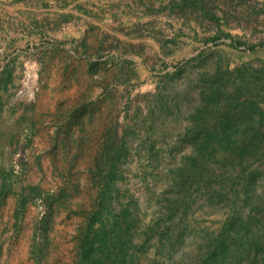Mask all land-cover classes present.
<instances>
[{
  "label": "trees",
  "instance_id": "1",
  "mask_svg": "<svg viewBox=\"0 0 264 264\" xmlns=\"http://www.w3.org/2000/svg\"><path fill=\"white\" fill-rule=\"evenodd\" d=\"M210 2L179 0L171 7L199 9L222 31ZM223 35L232 46L244 45L229 33ZM219 38L217 32L211 40ZM191 86L173 98L165 90L152 94L135 125L117 120L106 127L95 157L98 169H91L97 190L88 207L72 208L65 186L57 192L39 184L16 190L18 172L0 165V223L9 195L17 198L16 224L28 202L41 200L45 206L34 234L41 241L34 240L30 253L35 264H42L53 215L61 209L68 217H79L71 264H264V83L258 87L242 70L234 76L219 69L200 75ZM124 111L129 121L131 115ZM167 119L182 127L168 130ZM132 149L152 166L174 158L165 167L163 188L150 189L155 207L147 219L139 199L124 186V163ZM199 208L204 217L195 215ZM221 208H226L225 216L216 228L203 224L205 215ZM2 249L0 241V256Z\"/></svg>",
  "mask_w": 264,
  "mask_h": 264
},
{
  "label": "rangeland",
  "instance_id": "2",
  "mask_svg": "<svg viewBox=\"0 0 264 264\" xmlns=\"http://www.w3.org/2000/svg\"><path fill=\"white\" fill-rule=\"evenodd\" d=\"M174 1L179 0H32L31 4L44 7L79 5L117 10V77L107 76V84L112 81L116 85L104 88L100 94L97 89L101 88H83L84 92H71L70 88H52L49 91L51 88H41L39 76L24 88L22 77L19 88H9L0 94L8 99L10 107V116L7 117L0 110V165L18 172L16 190L23 185L39 184L47 191L57 192L65 186L72 208H79L78 204L88 207L97 190L93 186L95 179L91 169H98L95 157L100 153L106 127L111 122L118 120L121 124L129 122L135 125L136 118L141 120L147 112L146 104L152 94L165 90L173 98L180 90L189 88L200 75L212 74L219 69H229L234 76L242 70L258 87L263 85L264 11L260 10L264 9V0H211L213 10L220 17L222 31L199 9H192V6L172 9ZM217 32L220 38L211 40ZM225 33L240 39L244 45H230L231 39L223 35ZM252 45L258 46L256 50L249 49ZM200 50H204L203 54L188 63L198 56ZM173 72L177 73L169 75ZM41 94L62 110L61 117L57 119L61 125L57 135L58 147L52 153L56 165L53 171L49 158L47 167L40 171L29 166L22 149L26 143L29 144L22 137L24 128L17 126L13 130L10 127L11 111L16 106L26 108L35 104ZM125 109L131 115L129 121L125 120ZM136 112L139 115L135 116ZM69 114L71 117L75 114L76 122V117L65 120ZM181 125L167 119L165 127L175 131ZM140 130L144 136V128ZM13 131L22 136L17 139ZM187 149H181L176 158ZM173 162L174 158L169 156L166 163L152 166L143 154L138 155L136 149H132L124 163V186L129 187L139 199L145 219L151 216L155 207L150 189L163 188L165 167ZM16 206L17 198L13 194L6 198L1 209L0 241L3 249L0 264H33L30 253L34 240L41 241L40 236L34 239V234L45 214V206L41 200L28 202L17 224ZM225 211L226 208H221L205 215L203 224L216 228ZM195 215L204 217L203 209H197ZM78 220V216L68 217L65 209L55 211L42 264L72 263L73 234Z\"/></svg>",
  "mask_w": 264,
  "mask_h": 264
},
{
  "label": "crops",
  "instance_id": "3",
  "mask_svg": "<svg viewBox=\"0 0 264 264\" xmlns=\"http://www.w3.org/2000/svg\"><path fill=\"white\" fill-rule=\"evenodd\" d=\"M31 3L32 0H0V94L19 88L26 70L36 73L41 88H51L49 91L101 88L97 89L100 94L104 88L115 87L112 81L107 84L106 77H117V10ZM2 95L0 110L7 117L9 101ZM11 112L10 127L24 128L23 136L12 133L17 139L22 136L29 140L22 148L29 166L40 171L47 167L49 158L53 171L56 165L52 153L58 147L61 124L57 119L61 117V108L41 94L35 104L26 108L16 106ZM70 118L74 117L65 116V120Z\"/></svg>",
  "mask_w": 264,
  "mask_h": 264
},
{
  "label": "built area",
  "instance_id": "4",
  "mask_svg": "<svg viewBox=\"0 0 264 264\" xmlns=\"http://www.w3.org/2000/svg\"><path fill=\"white\" fill-rule=\"evenodd\" d=\"M35 78H37V74L32 72L31 70H26L24 73V76L22 78V87L24 88L31 80L33 81ZM32 88H37L35 85H31Z\"/></svg>",
  "mask_w": 264,
  "mask_h": 264
}]
</instances>
